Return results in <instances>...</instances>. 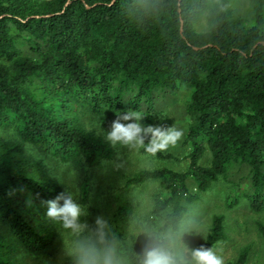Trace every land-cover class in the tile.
<instances>
[{
  "label": "trees",
  "instance_id": "16d2710c",
  "mask_svg": "<svg viewBox=\"0 0 264 264\" xmlns=\"http://www.w3.org/2000/svg\"><path fill=\"white\" fill-rule=\"evenodd\" d=\"M250 2L251 16L232 0H0V264L55 263L62 234L47 201L72 190L90 210L102 203L94 176L117 151L99 125L129 109L151 124L182 103L186 169L127 181L160 183L153 222L183 220L198 197L190 180L226 182L264 211V0ZM120 226L112 239L135 264L143 244ZM226 238L215 214L203 244Z\"/></svg>",
  "mask_w": 264,
  "mask_h": 264
},
{
  "label": "rangeland",
  "instance_id": "374dc122",
  "mask_svg": "<svg viewBox=\"0 0 264 264\" xmlns=\"http://www.w3.org/2000/svg\"><path fill=\"white\" fill-rule=\"evenodd\" d=\"M215 1L211 0V2ZM232 4L244 15H252L250 0H232ZM181 104L178 101L168 114L164 113L157 117L151 125L173 126L182 129ZM99 127L107 132L110 130L111 123H106L104 126L100 124ZM182 137L175 145H169L162 150L165 154L168 152L174 154L173 158H159L144 153L141 149H131L122 145L114 146L117 151L116 156L99 167L94 176L95 186L98 188V196L102 203L93 210L85 206L86 215L81 218L82 221L94 224L97 216H103L108 221L106 231L109 241H113L112 230L122 225L128 233L134 234L143 244L144 237L140 236L141 225L146 222L153 223L150 212L154 204V195L160 191L161 185L158 181H149L141 185L132 184L130 187L127 185L128 177L130 178L143 168L165 166L175 170L186 169L187 160L184 159ZM189 188L196 192L198 197L190 205L183 220L202 222L205 236H207L211 229L213 216L222 214L225 217L227 238L215 246L224 262L235 259L244 247H248L246 264H264V243L258 229V223H264V211L253 209L247 200L240 199V192L237 189L231 190L230 184L223 181L215 183L207 191H200L195 182L190 180ZM227 196L236 200L240 199V202L230 206L226 201ZM96 201L97 199L93 202L96 203ZM127 203L131 213L126 221H121L118 212L120 207ZM82 204L85 205L83 202ZM59 229L62 235L57 244L56 261L53 264L62 262L63 258L68 255L67 245L79 238L70 230H64L62 226ZM184 239L191 247H199L205 241L200 236L187 234Z\"/></svg>",
  "mask_w": 264,
  "mask_h": 264
},
{
  "label": "clouds",
  "instance_id": "9594fccd",
  "mask_svg": "<svg viewBox=\"0 0 264 264\" xmlns=\"http://www.w3.org/2000/svg\"><path fill=\"white\" fill-rule=\"evenodd\" d=\"M144 119L136 110L118 112L105 138L113 146L144 148L155 153L175 145L183 136L182 129L145 124ZM47 205V217L79 237L66 247L71 264H132L118 243L107 239L108 221L103 216H97L94 224L82 221L86 209L77 192L61 193L47 201ZM186 234L206 240L202 222L180 220L170 223L161 219L142 224L140 236L144 237V243L141 251L135 253V264H224L215 246L191 247L185 242Z\"/></svg>",
  "mask_w": 264,
  "mask_h": 264
}]
</instances>
